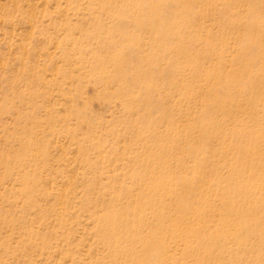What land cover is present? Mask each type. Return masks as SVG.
Returning <instances> with one entry per match:
<instances>
[{
    "label": "rangeland",
    "instance_id": "1",
    "mask_svg": "<svg viewBox=\"0 0 264 264\" xmlns=\"http://www.w3.org/2000/svg\"><path fill=\"white\" fill-rule=\"evenodd\" d=\"M130 2L0 0V264H123L98 236L97 216L109 207L111 187H130L136 197L142 191L129 173L148 157L155 160L159 144L146 124L175 141L162 143L167 170L156 160L151 168L157 179L164 173L171 181L158 196L167 217L162 224L177 234L194 230L176 224L182 189L174 182L193 180L212 205L198 223L200 238L207 237L220 228L217 178H229L236 156L249 151L244 176L260 180L262 192L247 195L250 204L262 202L261 241L239 247L231 225L221 242L208 246L220 249L223 264H264V0H152L166 5L161 15L171 21L165 29L172 36L160 40L148 27L152 18L138 10L143 26H130L138 38L127 45L128 37L114 31L113 10ZM105 38L119 47H108ZM170 46L181 49L166 53ZM121 58L124 71L116 68ZM149 83L157 86L154 111L142 108ZM221 100L224 110L216 105ZM205 132L214 134L201 141ZM237 133L246 134L242 144ZM128 199L119 202L126 206ZM201 200L197 194L191 213L200 211ZM144 214L157 229L151 211ZM168 234L167 264L202 258Z\"/></svg>",
    "mask_w": 264,
    "mask_h": 264
},
{
    "label": "bare ground",
    "instance_id": "2",
    "mask_svg": "<svg viewBox=\"0 0 264 264\" xmlns=\"http://www.w3.org/2000/svg\"><path fill=\"white\" fill-rule=\"evenodd\" d=\"M139 3H147V5L146 7H140ZM165 6L166 5H156L154 2H152V0H133V2H130V4L124 6L121 11L120 8L113 10L115 11L116 15H119L117 17L119 23L114 31L117 33L119 32L121 34H125V36L128 37V40L124 41V43L127 45H131L134 38H138V36H135V33L130 31V26H133L134 29L135 27L139 28L143 26V24H141L140 22V19L134 16L136 12L140 11L141 16L148 15L152 18V20L148 23L149 29H153V32L160 40H166L167 38L172 36V33L165 29L166 26L171 23V21H169L166 16L164 17V15H161V13L164 12ZM108 9L112 10L111 8ZM105 11H107L106 8ZM132 15L135 18H132ZM161 16H163L165 19ZM253 24H251L250 26H252ZM102 42L107 44L110 48H116L118 46V43H115L110 39H102ZM170 49L171 46L166 47V53ZM180 49L181 48H176L175 50L171 49L170 51H174L173 53H177L176 51H179ZM242 49L245 52H251L249 46L242 47ZM256 56H258V54H256ZM106 61L108 60L103 59L101 61V64H104ZM114 61L115 60L112 59V62ZM116 68L122 71L126 70L124 69L125 59L121 58L116 60ZM137 82L140 81L137 80ZM155 89H157V86L153 87L151 83H149V85H146V90L142 98V108L147 111H154V109L157 108V105L153 103L152 95ZM226 90H230V87L224 88L223 91L226 92ZM254 104L255 103L252 102L253 106ZM216 105L220 106L221 109L224 110L226 103L223 104V101L221 100L217 101ZM162 119L164 120L163 117ZM203 120H206V118H204ZM146 125H148V128H151V130H147L152 136L151 140H156L155 143L159 142L156 148V150L158 149V157L155 160L160 162L157 165L160 168V171L165 172L167 170L168 163L166 162V159H164L166 149L164 148L162 143L163 141H166L171 144H175L174 138L170 133H166L165 135L163 134L161 136L157 135V130L152 128L154 126H149V124ZM140 131L144 132L146 130L145 128H143ZM136 132L138 133L139 131ZM213 134L214 133L205 132L201 136L200 140L207 141ZM237 136L239 138L237 142H240V144H242L241 141L246 138V134L243 133L242 135H240L237 133ZM243 150H241L240 153L236 156V161L232 166V175L225 180H222L218 177L217 183L214 186L216 195L223 199V203L220 202L222 204L219 206V208H217L220 215L218 219V222L220 224L219 231L215 232L214 234L208 235L207 237L204 236L201 238L199 235L198 223L205 221L209 216L208 214H210L211 210L213 209L212 205L210 206L209 202L204 199V196L202 197L203 194L201 188L200 191L199 187L197 189L194 188L193 180L187 178H181L178 179V181L174 182V189L177 186L181 187L182 189L179 198L176 199V203H178V206H176V208L178 209L176 210L178 215L176 224L180 223L181 225H184L186 223L188 224L187 227H192L191 230H194L189 235L186 234V232H180L178 228L179 233L177 234V229L175 227L171 226V228H169L162 224V222L167 223V217L162 208V198L158 196V193L160 191H164L166 189L170 190L171 181L166 182L163 180V178L165 177L164 173H161L160 179H157V177L155 176L156 173H154L151 168V164L155 162L154 155L148 157V160L146 159L147 161L142 159L144 162L140 165L138 163V173H129L130 180L133 184L144 185L140 194L137 197L132 195V189L127 186L111 187L112 195L109 198V207L107 210L97 216V221L98 223H100L97 227V234L100 237L101 241L107 246V249L110 251V253L113 255L115 259L114 261H117L119 263L122 262L123 264H167L166 257H168V260L171 259V256H168L169 250L167 249L168 247L166 243L167 231H169L168 236L170 239H178L185 244V246L187 247L186 249L190 252V256L196 255L198 257H202L200 259L196 258V260L194 258L195 264H203L205 261L209 262L211 260L216 262H211L210 264H223V253L220 252V249L212 251L210 250L208 245L212 244L214 241H218V243L221 242V238L227 236V230L231 225L237 226V232L235 233L234 231V234L232 235L234 240H236V242L238 243L237 245L239 247L243 246V248L246 249L248 247V244H246L245 241H248L252 238L260 242L263 236L259 228L262 220V202H260L259 198L257 201H253V203L251 202L250 204V200L248 199L247 194L250 189H252L253 191L258 190L259 193L262 192V190L260 188V180L252 182L251 180H249V178L244 176V171L247 166V158L250 153L248 150ZM136 158L141 159V155L139 157L135 155L134 159ZM206 161L207 159H204L203 163H205ZM215 172H217L216 169ZM154 180L156 181V185L149 188L150 184ZM223 182H226L227 184L222 187L221 185ZM197 194L198 204L200 203V200L202 198V207L200 211L191 213L197 208L193 206ZM121 197L130 198L128 199V204L126 206H123L119 202ZM130 207L132 208L131 210L128 209ZM251 207L253 208L251 209ZM145 210H150L153 214L156 222H158L157 229L149 227L147 220L145 219ZM189 214H191V217L188 218ZM145 230H147V233L144 236L142 231ZM137 244H139L140 247H136L135 245ZM257 246H259L258 243L257 245H254V247ZM141 248L142 251H140ZM170 263L172 264V262ZM173 263H176V261L173 260Z\"/></svg>",
    "mask_w": 264,
    "mask_h": 264
}]
</instances>
